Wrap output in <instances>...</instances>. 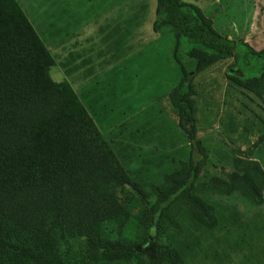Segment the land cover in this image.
<instances>
[{"label": "trees", "instance_id": "obj_1", "mask_svg": "<svg viewBox=\"0 0 264 264\" xmlns=\"http://www.w3.org/2000/svg\"><path fill=\"white\" fill-rule=\"evenodd\" d=\"M157 17L155 32L175 31L182 79L170 100L191 153L154 187L156 202L138 212L146 233L138 245L124 234L134 209L119 198L134 184L130 173L94 134L71 84L53 79L56 61L19 2L0 0V264H187L192 246L161 243L166 227L180 229L183 220L212 233L241 223L211 192L199 194L209 152L199 139L194 74L234 58L241 73L229 70L228 78L264 98V50L220 33L194 3L159 0ZM243 163L248 194L263 201L264 168Z\"/></svg>", "mask_w": 264, "mask_h": 264}, {"label": "rangeland", "instance_id": "obj_2", "mask_svg": "<svg viewBox=\"0 0 264 264\" xmlns=\"http://www.w3.org/2000/svg\"><path fill=\"white\" fill-rule=\"evenodd\" d=\"M17 1L56 61L53 79L71 84L94 134L130 173L134 184L119 195L134 209L124 234L141 245L146 233L138 212L156 202L154 187L191 153L170 100L182 79L174 28L154 31L159 0ZM184 1L200 6L223 35L264 50V0ZM229 70L241 73L234 58L194 74L199 139L209 152L199 194L211 192L212 201L233 208L242 221L212 233L180 219V229L166 227L161 243L192 246L187 264H264V200L248 194L243 165L256 160L264 168V98L233 84ZM189 215L185 209L183 217Z\"/></svg>", "mask_w": 264, "mask_h": 264}]
</instances>
